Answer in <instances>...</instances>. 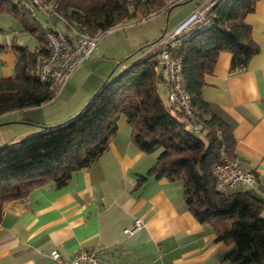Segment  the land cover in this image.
<instances>
[{
  "label": "trees",
  "instance_id": "obj_1",
  "mask_svg": "<svg viewBox=\"0 0 264 264\" xmlns=\"http://www.w3.org/2000/svg\"><path fill=\"white\" fill-rule=\"evenodd\" d=\"M257 1L217 0L204 20L165 47L182 59L183 87L191 100L197 131L189 128L187 115L165 104L158 91L164 76L161 49L147 52L117 76H110L75 116L0 147V223L5 203L24 199L46 183L61 187L75 171L96 163L125 117L141 150L161 149L138 185L148 176L182 182L185 201L198 221L211 224L217 240L234 243L226 253L227 264H264V201L250 190H227L217 181L214 168L224 157L235 158L236 140L231 127L203 97L206 77L221 52L232 54L231 70L236 71L246 69L260 51L246 21ZM19 4L0 0V14L16 17L22 29L37 39L38 47L14 45L15 74L0 77V115L39 106L57 94L40 77L50 52L47 35L57 30L42 28L36 14L33 18L30 10L22 12ZM168 4V0H55L50 14L62 18L65 30L97 34L125 20L169 11L173 6Z\"/></svg>",
  "mask_w": 264,
  "mask_h": 264
},
{
  "label": "crops",
  "instance_id": "obj_2",
  "mask_svg": "<svg viewBox=\"0 0 264 264\" xmlns=\"http://www.w3.org/2000/svg\"><path fill=\"white\" fill-rule=\"evenodd\" d=\"M186 16H175L171 30L191 15ZM46 18L51 20L50 15ZM246 21L260 51L246 69L236 71L231 70L232 54L221 52L213 72L206 77L203 97L231 127L235 158L256 174L255 184L243 188L264 201V0L257 1ZM10 28L8 21L0 18V77L14 76V45H22ZM97 49L52 100L0 115V120L9 117L0 121V147L63 123L84 107L109 79V69L97 65ZM160 85L167 91L164 82ZM133 131L121 117L109 148L92 166L75 171L61 187L46 183L24 199L5 203L0 264H51L54 248L65 258L82 249H97L105 264H227L226 253L234 243L217 240L213 226L198 221L185 201L182 182L148 176L138 185L161 149L141 150L133 140ZM137 219L142 226L126 232Z\"/></svg>",
  "mask_w": 264,
  "mask_h": 264
},
{
  "label": "built area",
  "instance_id": "obj_3",
  "mask_svg": "<svg viewBox=\"0 0 264 264\" xmlns=\"http://www.w3.org/2000/svg\"><path fill=\"white\" fill-rule=\"evenodd\" d=\"M31 12L38 9L46 15H50L52 4L55 0H17ZM185 0H169V3L182 2ZM217 0H207L203 4H197L195 11L178 28L168 35H164L155 42L150 50L161 49L160 65L164 70L162 82L167 86V97L169 103L190 119L189 128L197 131L195 124L196 117L193 113L189 94L183 87V62L173 51L165 48L177 37L182 36L189 26L205 19L206 11L212 8ZM109 31L91 34L77 28H70L66 31L50 32L47 35L50 48L49 55L40 69V77L43 82L51 85L57 92L69 81L75 69L98 47L101 39ZM124 69H122L123 71ZM214 173L217 181L227 190H235L243 187H252L256 182V174L246 170L237 158L224 157L215 168ZM142 226V221L137 219L134 224L126 228V232H134ZM51 264H105L97 249L79 250L73 257L65 258L61 252L54 248L50 252ZM146 264V263H142Z\"/></svg>",
  "mask_w": 264,
  "mask_h": 264
},
{
  "label": "rangeland",
  "instance_id": "obj_4",
  "mask_svg": "<svg viewBox=\"0 0 264 264\" xmlns=\"http://www.w3.org/2000/svg\"><path fill=\"white\" fill-rule=\"evenodd\" d=\"M12 1L15 4H18L17 0ZM206 1L207 0L182 1L183 3L175 6L168 4L169 8L173 6L169 9V11L162 10L144 19H130L119 23L114 28L108 30L109 32L99 42V46L97 47L98 49L94 54L98 55V58H100V60L97 62V65L100 66L102 70L109 69L106 75L107 77L110 74L112 77L117 76L122 72V69L129 67L135 61L139 60L143 55H145L150 50L151 46L161 37L171 33L172 23L175 16L179 17L187 15L185 17L187 18L195 11L197 4H203ZM19 3L22 12L29 11V9L26 8L21 2ZM209 11L210 9L206 11L205 15H207ZM35 14L40 23L43 25L42 28H62L64 25L61 17H59L57 14H50L51 20H48L46 18V14L42 13L38 9L36 10ZM31 16L34 18L33 12ZM0 18L4 21H8L10 27H12L9 29V32L14 35V38H16L18 43L27 45L31 50H34L36 47H38L37 39L31 33L22 29V26L16 17L8 13H2L0 14ZM191 26H193V24ZM191 26H189V28ZM158 91L164 102L169 104L167 99V91L164 86L159 85ZM95 93L96 92H94V94ZM14 116L19 117L21 115L16 114ZM14 116L11 115L10 117L13 118ZM8 118H3L0 121L6 122L8 121ZM11 126L17 125L12 124ZM197 135L199 137L204 136L202 133H198Z\"/></svg>",
  "mask_w": 264,
  "mask_h": 264
},
{
  "label": "water",
  "instance_id": "obj_5",
  "mask_svg": "<svg viewBox=\"0 0 264 264\" xmlns=\"http://www.w3.org/2000/svg\"><path fill=\"white\" fill-rule=\"evenodd\" d=\"M189 1H191V0H189ZM111 76V74L108 76V77H110ZM106 82V81H105Z\"/></svg>",
  "mask_w": 264,
  "mask_h": 264
}]
</instances>
